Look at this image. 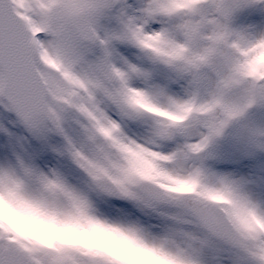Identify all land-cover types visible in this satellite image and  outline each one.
Returning a JSON list of instances; mask_svg holds the SVG:
<instances>
[{
	"label": "snow or ice",
	"instance_id": "6c2138e0",
	"mask_svg": "<svg viewBox=\"0 0 264 264\" xmlns=\"http://www.w3.org/2000/svg\"><path fill=\"white\" fill-rule=\"evenodd\" d=\"M0 264H264V0H0Z\"/></svg>",
	"mask_w": 264,
	"mask_h": 264
}]
</instances>
